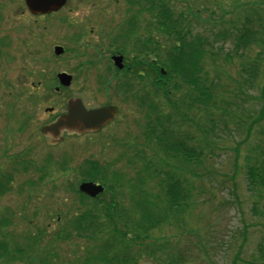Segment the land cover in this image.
I'll return each mask as SVG.
<instances>
[{
	"label": "rangeland",
	"instance_id": "rangeland-1",
	"mask_svg": "<svg viewBox=\"0 0 264 264\" xmlns=\"http://www.w3.org/2000/svg\"><path fill=\"white\" fill-rule=\"evenodd\" d=\"M186 1L192 10L198 9L196 17L193 14L188 17L190 37L203 36L210 40L213 33L227 26L235 33L245 18L255 24L261 20L264 23V0ZM127 4L126 0H70L56 14L34 22L27 17L22 0H0V149L7 148L9 154L23 151L26 161L33 162V168L44 165L43 158L51 155L56 162L52 168H57L54 175L45 180H37L39 174L31 168L32 171L23 175L13 176L10 182L3 181L7 191L0 193V212L9 210L10 213L5 215L8 224L0 227V241L11 242L2 236L7 234L17 242L19 250L15 256L20 257L18 253H21L22 261L6 263L4 257L0 264H76V260L81 262L89 254L95 256L91 264H103L102 260H97L100 254L94 255L101 249L97 242L73 232L71 238H64L66 221L73 218L76 208L75 212L84 210L77 202L74 190L84 182L80 170L89 160L106 169L107 178L112 172L125 174L132 167L137 171L146 165L162 172L184 168L179 157L174 160L167 157L165 145H159L156 136H147L153 126V134L159 135L163 129L172 130L174 139L182 140L199 156L187 169L177 171L178 175L184 173L190 182V206L185 212L178 213L168 228L165 226L152 233L155 235L152 237L158 239L156 243L167 241L169 255L175 260L182 258L183 264H256L257 247L264 239V219L253 211L255 206L259 208L260 201L248 190L245 169L253 163L259 147L264 146L261 135L264 112L259 123H251L259 118L263 103L264 53L254 83L245 82L248 74L240 73V68L241 63L242 67L251 64L264 49L263 45L252 44L246 50L235 52L230 39L218 40L213 49L207 47V56L201 62L207 80H199L208 88L209 101L204 104L202 100L185 109L183 116L173 110L170 101L181 102L186 92L194 94L196 91L182 84V90H171L173 94H168V100L165 99L168 95L156 96L151 86L140 83L123 95L139 100L148 94L157 111L147 123H142V112L135 105L121 101L120 95L118 99L114 97L112 88V91L108 89L111 101L120 110V117L109 130L113 137L111 145H106L110 137L108 132L92 137L64 138L51 150L37 138L41 125L54 114L65 112L68 98H80L88 105L106 100L105 93L95 82L97 75L104 74L102 62L111 50L107 49L108 40L102 34L108 23L102 24L101 18L119 20L120 16L128 14ZM143 6L142 0H130L129 12L142 17L144 11L137 12ZM186 6L182 0L170 1L175 14L186 11ZM72 21L75 26L85 28L77 43L71 39L69 26ZM119 21L123 26L125 19ZM152 22L148 21V25L153 26L148 34L143 29L145 21L144 25L139 23L133 33L135 38H132L136 45L131 51H123L127 58L139 59V64L156 60L155 52L149 54L146 51L147 37L165 52L162 56L166 61V48L170 42L157 32ZM75 31L78 33L77 29ZM55 46L62 47L64 52L55 56ZM127 47L132 48V45ZM227 54L228 61L225 60ZM141 65L135 70L145 67ZM60 73L71 75L74 80L68 88L56 92L54 79ZM48 109L52 112H47ZM238 120H241L239 124ZM20 126L26 127L25 130H19ZM125 150L129 156L138 155L136 166L129 167L123 160L112 164ZM60 165L65 172L60 170ZM152 169H149L151 175ZM192 169L200 178L192 176ZM143 176L147 183L148 175L143 173ZM158 177L163 178L162 173ZM98 200H90L87 204L98 210ZM150 202L156 210L162 209L156 201ZM118 229L124 231L123 227ZM38 237L39 242L35 245ZM126 239L132 242L128 253L135 259V264H164L155 257L145 256L133 234H128ZM108 241L115 243L116 239L108 238ZM93 243L96 244L88 249Z\"/></svg>",
	"mask_w": 264,
	"mask_h": 264
},
{
	"label": "trees",
	"instance_id": "trees-1",
	"mask_svg": "<svg viewBox=\"0 0 264 264\" xmlns=\"http://www.w3.org/2000/svg\"><path fill=\"white\" fill-rule=\"evenodd\" d=\"M170 1L142 0L143 9L140 8L137 13L139 14L141 11H144L148 15H153L154 26L157 32L164 35L170 42L169 48H166V61L162 56L164 51L159 50L161 48L156 42L153 43L154 49L151 54L155 52L154 58L156 60H154L153 65L157 81L154 86L155 95L161 94L164 97L168 94L172 95L171 90L174 92L182 90V84L197 92L191 94L188 90L189 92H186L181 102L170 101L173 110L183 116L185 109L188 110L197 103L204 101L205 104L209 101L210 93L208 92V88L205 84H200L199 80H207L203 66H201L202 60L207 56V47L213 49V44L218 40L226 41L230 39L233 42L235 52L246 50L252 44L264 46V23L261 20V22L258 21L255 24L249 18H245L240 26L235 29V33H232L227 26L222 31L213 33L210 40L203 36L190 37L189 28L191 21H189V18L191 14L196 17L198 9L194 8L195 10H192V6L186 0H182V3L187 5L186 11L175 14L170 7ZM147 40L151 42L150 39ZM135 45L136 41L134 40L133 46ZM262 53H264V49L258 53L256 59L249 65L242 67L241 63L240 73L247 72L249 78H245V82L249 83V85L254 83L258 75ZM229 59L230 57L227 54L225 60L228 61ZM136 62L138 63L136 66L140 67L142 62L139 64V59ZM136 62L135 64H137ZM145 63V67L150 64L147 60ZM161 68L164 70L165 76L160 73ZM132 88L134 89L135 87L129 83H123L119 87L123 94H127ZM200 97L203 99H200ZM168 98L169 95L165 97V99ZM262 100L259 118L256 121H251V123H259L262 120L264 112V86ZM152 109L153 113H156L157 106L154 105ZM240 121H237L238 124ZM158 127L160 128L161 126ZM153 130L154 126L147 136L150 137L149 134L156 136L159 145H165L164 151L167 157L173 160L179 157L181 162H183L184 168L181 167L182 169L176 168L173 171L162 172L156 168L152 169L151 165H146L135 171V167L129 165V167L134 168L126 171L131 172L133 170L130 174L126 172L125 174L112 172L110 178H107L105 176L107 173L106 169L99 163L89 160L84 162V169L80 170V174L82 175L81 181L100 183L104 187V192L95 199H89L74 188L76 200L84 210L82 212H75L76 208L73 212V218L66 221L64 238H71L75 234L76 236L94 240L97 242V246L100 245L102 249L94 255L100 254L97 260H102L103 264H135V259L128 253L132 249V242L131 240H127L126 236L130 233L135 237L136 244H140L143 247L145 256L155 257L164 264H183L184 262L182 258L177 260L172 258L168 253L169 243L161 240L156 243L158 239L152 237L155 236L152 233L157 230L160 231L165 226L168 228V225L177 218L178 213L185 212L189 208L190 196H192L190 193V182L184 177V173L178 175L177 171L187 169L193 163V159L197 157V154H194L191 147L185 146L182 140L174 139L172 130L163 129L159 135L153 134ZM261 133L264 137V127ZM169 138H171L170 142ZM193 166L194 168L196 166L195 169H198L196 164H193ZM149 169H152V175ZM60 170L65 172L66 169L60 165ZM155 170H157L156 174ZM192 172L193 177L200 178L196 170L192 169ZM143 173L148 175L149 180L147 183H145ZM161 173L163 178L158 177ZM245 178L248 190L255 193L256 198L260 201L259 208L255 206L253 211L264 219V146L259 147L253 163L247 165ZM2 193H4L3 190ZM106 195H108L107 198ZM98 198V210L94 206H88V201L97 200ZM126 201L127 204L125 203ZM150 201H156V204L161 206L162 209L160 211L156 210L154 203ZM261 202H263L262 205ZM255 203H257V200ZM7 214L0 212L2 216L0 217L1 228L3 225L8 224V219L5 216ZM105 227H109L110 229H106ZM118 227H123L124 231L123 229L119 230ZM2 236L5 237L6 241L11 240V242L0 241V259L5 257L6 263L22 261L20 258L22 256L21 253H18L20 257L15 256L19 250L17 242L7 234ZM39 236L41 237V233H39ZM108 238H111V240L116 239V242L108 241ZM38 239L39 237L35 239V245L39 242ZM95 244L93 243L88 249H92L91 247ZM103 251L106 252L104 253ZM120 251L122 252L121 255L117 256ZM110 253L111 255H109ZM257 254L256 264H264V239L257 247ZM88 256V258H83L81 262L76 260L75 263L91 264L95 256L90 254Z\"/></svg>",
	"mask_w": 264,
	"mask_h": 264
},
{
	"label": "flooded vegetation",
	"instance_id": "flooded-vegetation-1",
	"mask_svg": "<svg viewBox=\"0 0 264 264\" xmlns=\"http://www.w3.org/2000/svg\"><path fill=\"white\" fill-rule=\"evenodd\" d=\"M68 1H70V0H67L66 3ZM75 1L76 2H83L86 0H75ZM22 2H23V5L26 9L27 17L29 19H32L34 22H37L38 20H41L42 18L56 14L57 12L60 11V9H62L66 5V3H65V5L63 7H61L59 10H57L55 12H51L49 14H33L27 9V7L24 3V0H22ZM126 2L128 3L127 4L128 6L126 5L127 6L126 11L128 13L126 15H128V16L125 15L126 18H125V16H120V19H119V20L125 19L123 26H121L119 20L113 21L109 17H102L101 18L102 24H107V23L110 24V25L107 24L108 26L106 25L104 27L105 31L102 30V32H103L102 34L108 40L107 49L111 48V50L108 52V54L106 55V57L103 59V62H102L105 64L104 74L97 75L95 78V82L98 84L101 91H103L105 93L106 100L100 104H97V105H88L86 103L83 104L86 110H95V109H100V108H105V107H114L116 109V114H115L114 118L112 120H110L108 123H106V125H104L96 133H86L84 135H68L66 133H63L61 142H58L55 144V143H53L52 138L47 137V136L42 134L41 129L43 126L50 124L57 117H59L60 115H62L66 112L67 101L69 99H72V98H77L74 96L70 97L65 102V112L60 113V114H54L53 116H51V118L48 120V122H45L43 125H41V127L39 129L40 136L37 135V138L40 142H43L49 150L54 149L56 146H58L60 143H62L64 138L92 137V136H97V135H103V134H105V132H108V134L110 135V137L106 141V145H108V144L111 145L113 143V141H112L113 137H111L112 134H110L111 132H109V130L112 129V127L114 126V124L116 123L118 118L120 117V110H119V106H117L115 103H113L111 101V97L108 94L109 93L108 89H110V88H112V90L114 92V97H116L118 99V98H120L119 97V95H120L121 101L123 100L125 103H131V104L135 105V107L139 111L142 112L143 115H142V118L140 119V122L147 123V119H149L154 114L153 109H152V107L154 105H151V99H150V96L148 94H146L145 97H139V100H138V99H135L134 97H128L127 95H123L122 91L119 89V87L121 85H123V83H129L133 87H138V85L140 83H142L143 85H149V86H151V88L154 89V86L156 83V79H155V75H154V65H153L154 60L153 59L150 61L147 60L148 62H150V64H148L146 67H144L146 65V63L143 62L141 66H143L144 68L137 71V70H135V67H137L136 65H138V64H135L136 59L134 57L127 58L124 54V52H127L129 50L131 51L134 48L132 38H135V37H133V35H134L133 33L136 31V28H139V23L144 25V21H145L146 25L144 26L143 29L148 34V32H150L151 29L153 30V26L151 24L148 25V21L150 20V21H153L152 23H154V17H153V15L152 16L148 15L145 12H144V14H142V17L137 16V15L129 12V9H131L130 8V0H126ZM72 22H73V24H70V26H69L72 30L71 39L72 40L75 39L74 41H75V43H77L78 42L77 40L81 38L82 33L84 34L85 28L83 26L77 27V26H75L74 21H72ZM111 23L112 24L116 23V24H114V26H111ZM76 29L78 30V33H76V31H75ZM147 39H148V37H147ZM150 41L151 42H149L147 40V43H146V46H147L146 51L148 50L149 54H151L153 49H154L153 48V42L151 39H150ZM130 44L132 45V48L127 47V45L130 46ZM93 50H96V49H93ZM118 56L122 57V61H121V64L123 66L122 69L116 68V66L114 65V62L112 60V57H118ZM92 63H94V62H92ZM87 64L89 65V63H87ZM54 80L57 84V87H55L54 90L56 92H58L60 90V88H63V87L60 86V84H59V81L57 79V74H56ZM73 80H74V78H73V76H71L70 85L72 84ZM68 87H64V88H68ZM153 92H154V90H153ZM46 111L51 113L52 109H48ZM20 127H18L19 130H23V131L26 128L24 126H20ZM15 129H16V127H15ZM128 146H131V144H129ZM126 149H128V148H126ZM6 151H7V148L6 149H0V162H1V164H0V193H2V190H3V192L7 191L6 188H4L3 181L10 182L13 179V176H19L18 175L19 173H22L21 175H23L24 173L29 172V170L32 171L31 168H33V165L31 164L33 162L26 161V159H27L26 153H24L23 151L11 153V154L6 153ZM126 153H128V152L125 150L124 154L122 156L123 158L122 157L118 158V159L115 158L112 161V164L123 160V161H125V165L136 166L135 162L139 161V159L137 158L138 155H135V156L133 155V157H132ZM42 161H44V165L40 164L39 166H34V168H33V172H36L39 174V176L37 177V180H45L47 178H51L54 175L53 172L55 171V169H57L55 166H53V168H52V165L54 163H56L54 161L53 156H51V155L46 156L43 158ZM134 163H135V165H134ZM2 213H10V212L8 210V211H2Z\"/></svg>",
	"mask_w": 264,
	"mask_h": 264
},
{
	"label": "water",
	"instance_id": "water-1",
	"mask_svg": "<svg viewBox=\"0 0 264 264\" xmlns=\"http://www.w3.org/2000/svg\"><path fill=\"white\" fill-rule=\"evenodd\" d=\"M67 0H24L27 9L33 14H49L64 6ZM56 56L63 52V48L56 46L53 49ZM114 65L122 69V57H112ZM163 73V71L161 70ZM60 86L68 87L71 76L65 73L57 74ZM66 113L57 117L53 122L42 127L43 135L53 139V143L61 142L62 134L84 135L98 132L106 123L112 120L116 114L114 107H105L95 110H86L78 98L69 99L66 103ZM80 193L95 198L103 192L101 185L93 182H82L78 186Z\"/></svg>",
	"mask_w": 264,
	"mask_h": 264
}]
</instances>
